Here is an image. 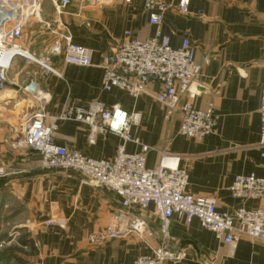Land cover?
Masks as SVG:
<instances>
[{
  "label": "crops",
  "instance_id": "0c3cea01",
  "mask_svg": "<svg viewBox=\"0 0 264 264\" xmlns=\"http://www.w3.org/2000/svg\"><path fill=\"white\" fill-rule=\"evenodd\" d=\"M71 1L65 13L57 17L51 1L41 0L43 19L51 28L30 22L24 29L23 46L40 54L41 49L32 48L33 42L45 46L54 38L53 32L69 33L75 43L93 49V65H64L55 59L59 75L42 76L36 67L25 76L17 73L21 76L14 79L21 85L39 83L40 105L48 120L58 117L69 101L97 100L139 113L142 119L131 128V135L153 148L147 155L148 168L158 166L159 151L164 150L180 158V167L189 175L190 194L215 198L220 213L232 214L242 206L257 207L258 201L243 205L233 199L229 189L239 175L264 176V147L260 145L264 0H191L187 15L178 10L180 0H165L171 8L159 27L150 23L143 0ZM159 30L171 37L173 48L188 39L202 66L194 85L198 93L194 104L200 109L213 104L219 116L216 131L203 141L180 134V112L171 121L165 120L164 107L156 99L160 85L149 84L137 99L118 89L106 92L102 88L103 55L128 39L152 38ZM22 60L18 58L13 69H19ZM7 93L3 100L13 98ZM7 116L0 110V164L9 172L0 179V201L10 195L24 208L22 216L33 231L29 235L38 249L36 256L25 257L30 264H135L140 256L152 255L161 242V220L153 207L137 212L155 237L130 236L92 244L89 237L109 223L121 206L120 197L86 183L79 174L44 169L37 153L14 140V118ZM89 132L84 123L60 121L55 143L92 159L116 156L123 143L120 137L98 133L90 143ZM126 149L136 153L140 147L127 143ZM53 220L62 221L64 227L47 224ZM169 237L171 249L185 250L186 256L167 264H264L263 242L245 239L235 246L225 245L198 219L187 225L185 219L174 216Z\"/></svg>",
  "mask_w": 264,
  "mask_h": 264
},
{
  "label": "built area",
  "instance_id": "2783aa9c",
  "mask_svg": "<svg viewBox=\"0 0 264 264\" xmlns=\"http://www.w3.org/2000/svg\"><path fill=\"white\" fill-rule=\"evenodd\" d=\"M51 2L57 17L72 4L71 0ZM143 2L150 23L161 26L171 6L165 0ZM190 2L179 1L178 10L181 14H189ZM34 21L51 28L50 23L43 19L41 0H0V93L6 91L8 73L18 58L27 60L29 66H36L42 76L50 73L59 75L55 59L64 65H93V49L75 43L69 33L53 32L54 38L40 54L25 49L22 44L24 29ZM130 35L127 32V38ZM101 67L102 88L106 92L118 89L137 99L146 92L149 84L160 85L162 90L156 99L164 107V118L169 122L180 112L179 132L183 136L203 141L216 131L219 116L215 106L210 104L200 109L194 104L198 96L194 85L201 76L202 66L197 62L195 49L188 39H183L178 48H173L171 37L160 30L149 39H128L103 55ZM25 88L26 91L36 92L42 102L37 81H31ZM260 112V145L264 147V90ZM141 119V114L128 113L119 105L108 106L90 100L69 101L62 113L49 121L43 107L39 105L34 114L26 117L17 144L34 150L40 156L44 169L79 174L86 183L120 197L121 206L114 211L109 223L89 237L92 244H104L130 236L140 239L155 237L137 212L154 208L161 220L160 245L153 250L152 255L136 259L135 264H167L185 258V250L177 251L169 246V227L174 216L185 219L187 225L193 219H198L204 228L225 245L235 246L245 239L264 243V176L239 175L229 189L233 199L243 205L248 201H258L257 207L242 206L232 214L220 213L215 198L190 194L189 175L186 169L180 167L179 157L169 155L164 150L159 151L158 166L148 168L147 155L153 148L131 135V128L138 125ZM66 120L86 124L90 129V143L95 142L98 133L107 132L120 137L123 143L116 156L112 159H92L56 144L54 133L58 123ZM127 143H134L140 150L129 153ZM8 173L6 167L0 164V179L6 178ZM53 223L64 227L62 221L53 220L47 224Z\"/></svg>",
  "mask_w": 264,
  "mask_h": 264
},
{
  "label": "rangeland",
  "instance_id": "374dc122",
  "mask_svg": "<svg viewBox=\"0 0 264 264\" xmlns=\"http://www.w3.org/2000/svg\"><path fill=\"white\" fill-rule=\"evenodd\" d=\"M24 39V38H23ZM33 41H31L32 44ZM24 45V41L22 42ZM32 48L40 49L43 51L44 44L39 41L38 46L36 43H33ZM31 53H34L32 49ZM23 65L19 67V69H10L8 73L9 81L7 83V91L0 93V110H3L7 113V117L9 119L14 118V140H20L22 125H24L26 121V117L30 114H34L39 105V95L36 92L26 91V86L31 83V81L26 82L25 84H19L17 81L14 82V79H19L21 75H17V73L22 72V76L28 72L36 68V66L28 65V61L23 59ZM16 72H13V71ZM11 78V79H10ZM12 80V82H10ZM21 86L23 89H20ZM7 92L13 96L12 99L3 100L2 97L8 95ZM35 101L36 104L33 103ZM38 103V104H37ZM31 152H36L32 149H29ZM24 213L23 206H20V203L13 199L11 196H3L0 201V264H19L16 257L20 256L26 259L25 254H23L20 250L21 245L19 244V240L23 238L25 235L33 232L26 222V218L22 216ZM28 223V222H27Z\"/></svg>",
  "mask_w": 264,
  "mask_h": 264
},
{
  "label": "trees",
  "instance_id": "16d2710c",
  "mask_svg": "<svg viewBox=\"0 0 264 264\" xmlns=\"http://www.w3.org/2000/svg\"><path fill=\"white\" fill-rule=\"evenodd\" d=\"M19 244L22 246L20 250L26 257H34L36 256L38 249L36 247L35 241L30 237L29 234L25 235L23 238L19 240ZM19 264H30L26 259L18 256L16 257Z\"/></svg>",
  "mask_w": 264,
  "mask_h": 264
},
{
  "label": "bare ground",
  "instance_id": "6f19581e",
  "mask_svg": "<svg viewBox=\"0 0 264 264\" xmlns=\"http://www.w3.org/2000/svg\"><path fill=\"white\" fill-rule=\"evenodd\" d=\"M51 1V0H50ZM52 3V2H51ZM53 5V4H52ZM7 91V90H6Z\"/></svg>",
  "mask_w": 264,
  "mask_h": 264
}]
</instances>
